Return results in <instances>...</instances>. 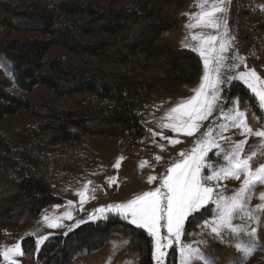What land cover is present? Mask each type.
Returning <instances> with one entry per match:
<instances>
[{"label": "trees", "instance_id": "16d2710c", "mask_svg": "<svg viewBox=\"0 0 264 264\" xmlns=\"http://www.w3.org/2000/svg\"><path fill=\"white\" fill-rule=\"evenodd\" d=\"M130 1L129 6L115 9L92 0H0V60L14 86L10 91L0 85V123L21 109L39 118L16 136L0 129V238L5 229L63 201L53 194L54 184L86 172L91 154L87 135L117 139L122 154L150 156L149 131L139 112L152 101L188 94L199 80L200 56L179 43L185 10L193 0ZM251 1L264 5V0H229L227 20L240 42H250L249 55L264 60V10L254 8ZM40 3L45 5L35 6ZM5 30L35 34L12 39ZM88 34L96 36L88 39ZM55 44L73 54L128 67L107 71L90 59L77 66L63 56L48 57ZM37 84L60 96L87 92L91 97L82 99L79 108L61 109L21 95ZM233 86L228 97L238 95L241 102L250 97L240 82ZM205 209L187 219V231L211 215L212 204ZM258 236L264 244V211ZM113 238L126 244L110 264L133 256L137 264H154L147 232L114 213L49 236L37 254L33 236L24 237L22 246L25 257L34 256L36 264H88L89 259L90 264H102ZM206 253L216 264L238 256L213 239ZM166 264H177L175 248L168 251Z\"/></svg>", "mask_w": 264, "mask_h": 264}, {"label": "rangeland", "instance_id": "374dc122", "mask_svg": "<svg viewBox=\"0 0 264 264\" xmlns=\"http://www.w3.org/2000/svg\"><path fill=\"white\" fill-rule=\"evenodd\" d=\"M66 1H83V0H66ZM98 3L106 4L112 8H125L131 4L130 0H92ZM250 4L254 8L264 10V5ZM216 4L224 8L223 12L214 13V16L220 20V25L213 28L201 21V14L211 11L213 5ZM229 0L221 4L220 0H193L191 6L185 10V21L183 23L182 34L179 38L180 46L196 52L202 61V71L199 80L191 87V90L186 95H178L171 99L155 100L147 105V107L139 112L140 121L146 126L149 131V142L151 146L150 156L141 155H125L119 150L118 140L105 135H87L86 142L91 154L86 164V172L83 175L73 179H68L61 182H56L53 188V194L63 199L61 203H51L45 206L39 214L24 221L14 229H5L0 238V264H36L32 259L34 256L23 253L22 239L26 236H33L34 249L33 253L37 254L40 247L46 239L53 234H65L78 225L84 222H95L104 218L109 213L115 214V209L111 212L104 208L100 211V206L115 205L117 203H126L128 200L134 199L138 195H142L145 191L154 190L160 186L161 179L168 174V169L175 163L182 162L184 157L181 153L190 154L197 146L196 142L203 138V134L209 127L217 128L220 125H227V129L222 135L228 137V140H219L223 148L229 147L231 144L245 140L241 157L250 155L253 151H259L264 154V148H261V141L264 138L256 135H244L242 129L232 126V120L224 119L223 113H228L230 116H235L238 112H243L244 119L249 127L253 130L264 128V103H262L256 93L241 79L239 72L255 71L259 79H251L257 92L264 91V60L253 59L249 55L250 42H240L237 34L229 25L227 20V8ZM45 4L35 5L42 8ZM206 19V18H205ZM226 22V23H225ZM227 29V31H225ZM9 38L28 37L35 34L29 31H11L5 30ZM96 34H88L85 37L92 39ZM216 36L214 41H208L209 37ZM222 40H227L228 45L223 52L220 51ZM201 50H204L202 56ZM48 57L63 56L77 66H82V59H90L97 67L107 71H123L127 69L125 63H110L102 62L86 55L73 54L64 48L62 45L55 44L51 46ZM208 59V67L205 68L204 59ZM223 56L222 62L218 63V57ZM219 70V78L224 81L220 85V95L214 103L213 112L206 120L197 121L199 128L192 135H187L183 128L173 129L165 127L172 124L173 117H178L179 112L172 113L171 109L179 104L187 103L199 88L201 83H204L203 77L205 72L212 77L217 75L216 69ZM234 77L233 79H229ZM240 82L249 92L250 97L241 102L238 95L228 97V93L234 89L232 84ZM0 85L10 91H14V86L9 77L7 65L0 60ZM21 95L29 101L38 104L51 105L61 109H76L82 103V99L91 97L90 93L78 92L71 95H57L52 89L43 84H37L29 91L20 92ZM39 121L37 116H33L19 110L13 115H7L0 123V129L16 136L21 128H27ZM238 123V121H237ZM170 141H179V143H171ZM215 151V150H214ZM208 156H213V152L208 153ZM156 157L160 159L157 160ZM206 164L213 161L206 159ZM264 163V160L258 161ZM223 166V165H220ZM219 167V166H218ZM211 169H202V174L207 175ZM154 176L155 180L149 182L148 177ZM244 179L241 174L240 179H225L216 182L213 185L214 189L218 187L219 194L225 197H230L239 189ZM91 182V183H89ZM264 192V183H259L253 189L250 199L247 202L245 209L237 210L233 213V224L244 225L241 232L233 233L231 230H223V238L216 237L211 233L210 228L204 225L205 219L211 221L213 214L216 211L215 199L213 196L212 213L209 217L200 220L194 229L186 230V222L184 224V234L179 242L168 238L166 222L160 228V237H163L162 243L172 245L163 250L167 253L171 248H175L177 254V264H181L180 248L183 244H190L193 248L198 249L205 257L215 263V259L207 255L208 244L210 240H216L219 243L225 244L227 247L238 252L235 259L230 260L226 264H264V244L261 243L258 236V228L261 212L257 213L258 220L249 219L245 214L248 209L256 210L258 204H264V200L259 198L260 193ZM80 193H84L83 202H81ZM206 205L205 207H207ZM202 210V209H201ZM200 210V211H201ZM66 213H70L69 218ZM47 218V219H45ZM130 219V217H129ZM59 226H50V225ZM199 225V227H198ZM255 227L256 233L250 236L247 233ZM140 228V227H139ZM147 232L152 242V258L155 250L157 237L150 235L147 229L142 228ZM39 240V247L36 241ZM20 245V252L17 253L13 249L14 244ZM126 244L124 239L110 240V255L102 264H110L113 255L122 249ZM254 248L250 254L245 249ZM13 249L9 258L5 259L3 252ZM206 249V250H205ZM166 255V258H167ZM92 259L88 260L90 264ZM154 264L157 261L153 258ZM116 264H137L135 256L128 257L122 262ZM166 264V259H165ZM192 264H203V261L194 260Z\"/></svg>", "mask_w": 264, "mask_h": 264}, {"label": "snow or ice", "instance_id": "6c2138e0", "mask_svg": "<svg viewBox=\"0 0 264 264\" xmlns=\"http://www.w3.org/2000/svg\"><path fill=\"white\" fill-rule=\"evenodd\" d=\"M226 0H220V3H225ZM224 8L216 4L213 5L211 11L201 14V21L210 27L217 28L220 25V20L214 16V13L223 12ZM206 18V19H205ZM226 23V22H225ZM227 31V29H225ZM216 36L208 38L210 41L216 40ZM228 45L227 40H222L220 51L223 52ZM204 56V50L200 53ZM223 56L218 57V63L222 62ZM205 68L208 67V59H204ZM217 75L212 77L205 72L203 77L204 83L199 85L195 90L196 94L191 97L187 103L179 104L171 109L172 113L179 112L178 117H173L174 123L165 125V127L178 129L183 128L187 135H192L197 131L199 125L197 121L206 120L213 112L214 103L220 95V85L224 83L219 78V70L216 69ZM239 79L243 80L249 88L256 93L262 103H264V91L257 92L256 86L250 82L251 79H259L255 71L239 72ZM230 77L229 79H233ZM243 112H238L235 116H230L228 113H223L224 119L232 120L233 127H239L244 135H256L264 138V128L253 130L249 127L244 117ZM238 121V123H237ZM227 125H220L217 128L209 127L203 134V138L196 142L197 146L190 154L181 153L184 157L182 162L175 163L168 169V174L165 175L160 182V186L154 190L145 191L142 195L136 196L134 199L128 200L126 203H117L115 205L100 206V211L107 208L109 212L115 209V214L123 217L124 220L136 227L145 228L150 235L157 237L153 258L157 264H165L167 253L163 250L172 245L162 243L163 237H160V228L164 226L162 222H166L168 238L176 242L181 240L184 234L185 221L194 214L205 209L209 205L214 195L216 211L213 214L211 221L205 219L204 225L210 228L212 234L216 237L223 238V230H231L233 233H238L243 230L244 225L233 224V213L237 210L245 209L253 189L259 183H264V163L258 161L264 160V154L259 151H253L246 157H241L245 140H241L231 144L227 148H223L219 140H228L222 133L227 129ZM171 143H179V141H170ZM261 148H264V140L261 141ZM215 150V151H214ZM213 152V156L209 157L208 153ZM159 160V157H156ZM206 159L213 161L206 164ZM223 165V166H220ZM219 166V167H218ZM202 169H211L209 174H202ZM241 174L244 179L239 189L230 197H225L219 194L218 187L214 189L213 185L216 182L225 179H240ZM156 177L149 176V182L155 180ZM91 183V182H89ZM81 202H83L84 193H80ZM259 198L264 200V192L260 193ZM206 210V209H205ZM264 211V204H258L256 210L248 209L246 215L249 219L258 220V212ZM66 215L71 218L70 213ZM130 217V219H129ZM47 219V218H45ZM50 226H59L50 225ZM199 227V225H198ZM256 228L253 227L247 234L254 236ZM43 239H47L44 237ZM39 247L40 241H36ZM13 249L19 253L20 245L14 244ZM9 249L3 252L5 259H8L12 250ZM254 248L245 249L250 254ZM182 257L181 264H192L194 260L203 261V264H213L204 254L198 249L193 248L190 244H183L180 248Z\"/></svg>", "mask_w": 264, "mask_h": 264}]
</instances>
